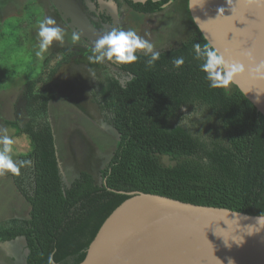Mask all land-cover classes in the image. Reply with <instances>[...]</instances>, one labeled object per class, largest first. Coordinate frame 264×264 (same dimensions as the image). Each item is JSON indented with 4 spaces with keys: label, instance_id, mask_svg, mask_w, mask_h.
Masks as SVG:
<instances>
[{
    "label": "trees",
    "instance_id": "1",
    "mask_svg": "<svg viewBox=\"0 0 264 264\" xmlns=\"http://www.w3.org/2000/svg\"><path fill=\"white\" fill-rule=\"evenodd\" d=\"M178 1L181 9L187 6L184 16L192 29L176 47L160 50L152 68L141 55L133 64L109 62L117 68L113 75L88 60L91 49L65 47L24 82L25 121L6 124L26 142L18 159L31 161L11 175L28 209L25 218L0 219V243L23 237L25 264H47L50 254L55 264L80 263L105 219L134 192L264 215V116L234 84L208 86L192 52L194 43L208 42L192 20L188 0L150 1L145 12ZM80 56L87 57L91 71L102 73L93 101L117 139L103 166L82 170L65 184L47 110L57 94L53 78ZM181 56L185 63L176 69L172 61ZM199 106L206 109L192 118L194 127L181 126V118Z\"/></svg>",
    "mask_w": 264,
    "mask_h": 264
},
{
    "label": "water",
    "instance_id": "2",
    "mask_svg": "<svg viewBox=\"0 0 264 264\" xmlns=\"http://www.w3.org/2000/svg\"><path fill=\"white\" fill-rule=\"evenodd\" d=\"M50 2L80 37L98 34L77 0ZM188 9L206 41L226 58L242 59L240 52L248 50L264 60V0H188ZM233 84L264 116V81L245 73ZM259 217L134 192L105 219L78 264H264V215L256 231Z\"/></svg>",
    "mask_w": 264,
    "mask_h": 264
},
{
    "label": "rangeland",
    "instance_id": "3",
    "mask_svg": "<svg viewBox=\"0 0 264 264\" xmlns=\"http://www.w3.org/2000/svg\"><path fill=\"white\" fill-rule=\"evenodd\" d=\"M178 3L181 5L180 1ZM44 4L47 5L48 1L0 0V135L7 134L13 139L11 155L14 160L25 152L26 142L14 137L15 131L6 121H25L24 82L39 74L43 61L53 52L74 42L73 35L60 25L64 32L63 41H53L43 60L35 56L38 23L45 18ZM184 12L187 14V6L181 9L177 4H171L163 13L146 19L147 22L137 23V29L133 30L158 51L176 47L192 29ZM54 20L57 21L56 18ZM79 58V63L63 65L53 78L57 94L47 110L65 184L82 170L94 172L103 166L111 154L110 145L117 139L115 130L103 122L93 101L96 80L102 73L90 70L87 57ZM101 65L107 68L108 73H117V68L107 60ZM123 80L124 77H120V81ZM11 175L10 172L0 175V219L5 220L25 218L28 209L16 192ZM25 257L23 237L0 243V264H25Z\"/></svg>",
    "mask_w": 264,
    "mask_h": 264
},
{
    "label": "clouds",
    "instance_id": "4",
    "mask_svg": "<svg viewBox=\"0 0 264 264\" xmlns=\"http://www.w3.org/2000/svg\"><path fill=\"white\" fill-rule=\"evenodd\" d=\"M36 36L37 47L34 54L43 60L53 41H63L64 32L56 25L54 19L45 17L38 23ZM72 39L73 41L78 40V34L74 33ZM192 52L194 53L193 58L199 61V71L204 74V79L210 88L228 89L233 84L235 77L245 73L252 81H264V60H257L251 51H241L242 59H232L226 58L220 49L210 43L203 45L194 43ZM141 55L146 57L145 65L150 69L160 59L161 53L150 41L142 38L136 31L113 27L94 42L88 60L96 64H102L107 60L115 64L128 65L137 62ZM184 63L183 56L172 61L173 67L176 69L181 68ZM39 88L40 83H37L36 90L39 91ZM205 109L204 106L194 107L193 112L184 115L179 124L184 127H194L191 124L192 118H200ZM13 143V139L7 134L0 135V175H4L6 172L19 175L22 168L31 165V161L28 159H13L11 155ZM261 220L260 216L257 219L256 231H259ZM47 264H55L52 254L48 256ZM229 264L232 262L229 261Z\"/></svg>",
    "mask_w": 264,
    "mask_h": 264
},
{
    "label": "flooded vegetation",
    "instance_id": "5",
    "mask_svg": "<svg viewBox=\"0 0 264 264\" xmlns=\"http://www.w3.org/2000/svg\"><path fill=\"white\" fill-rule=\"evenodd\" d=\"M47 1L48 4H44L45 17L56 18V25L64 26L73 35L75 32L68 28L63 19L58 16L50 0ZM150 1L154 2V0H146L143 3L132 2L131 0H77L83 12L91 20L92 25L98 30V34H89V38H82L78 35V40L68 42L71 45L69 48L75 49L76 51L80 49H91L94 42L111 28L119 27L124 30H133L135 28L136 30L138 27L137 23H141V21H146L149 17L163 13L168 6H171V4L166 5L160 12H145V8L148 6L147 3ZM176 4L179 8L181 7L178 2ZM56 55L58 58L61 57V53H57Z\"/></svg>",
    "mask_w": 264,
    "mask_h": 264
}]
</instances>
